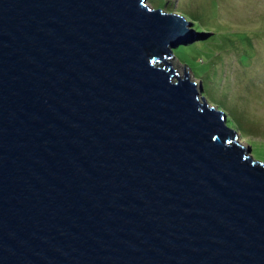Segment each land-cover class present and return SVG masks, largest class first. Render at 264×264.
I'll return each instance as SVG.
<instances>
[{
	"label": "water",
	"instance_id": "1",
	"mask_svg": "<svg viewBox=\"0 0 264 264\" xmlns=\"http://www.w3.org/2000/svg\"><path fill=\"white\" fill-rule=\"evenodd\" d=\"M145 1L0 0V264H264V161Z\"/></svg>",
	"mask_w": 264,
	"mask_h": 264
},
{
	"label": "rangeland",
	"instance_id": "2",
	"mask_svg": "<svg viewBox=\"0 0 264 264\" xmlns=\"http://www.w3.org/2000/svg\"><path fill=\"white\" fill-rule=\"evenodd\" d=\"M147 2L191 22L195 35L173 48V67L191 70L200 97L224 111L239 142L264 161V0Z\"/></svg>",
	"mask_w": 264,
	"mask_h": 264
},
{
	"label": "clouds",
	"instance_id": "3",
	"mask_svg": "<svg viewBox=\"0 0 264 264\" xmlns=\"http://www.w3.org/2000/svg\"><path fill=\"white\" fill-rule=\"evenodd\" d=\"M145 3L150 7V8H153L152 6H150L149 4H148V2H147V0L145 1ZM174 13H176V12H174ZM173 48L174 47H172L171 48V51H172V55L169 57V58H167V60H170V63L172 64V61H171V59H173L174 57H173ZM173 66V65H172ZM174 68V67H173ZM175 69V68H174ZM189 70V69H188ZM187 71V70H186ZM189 73L191 72V70H189L188 71ZM210 105V104H209ZM211 106V105H210ZM212 106H214V105H212ZM217 108V107H216ZM218 109V108H217ZM218 110H220V109H218ZM222 111V110H221ZM224 112V111H223ZM236 130V129H235ZM237 131V130H236ZM237 133H238V131H237ZM238 138H239V133H238V137L236 138V141L239 143V144H241L240 142H239V140H238Z\"/></svg>",
	"mask_w": 264,
	"mask_h": 264
}]
</instances>
